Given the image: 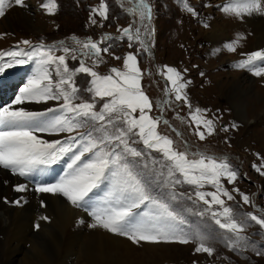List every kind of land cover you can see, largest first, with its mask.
<instances>
[{"label": "snow or ice", "instance_id": "snow-or-ice-1", "mask_svg": "<svg viewBox=\"0 0 264 264\" xmlns=\"http://www.w3.org/2000/svg\"><path fill=\"white\" fill-rule=\"evenodd\" d=\"M116 3L133 17V22L118 28L119 35L115 37L105 33L100 40H80L73 36L71 45L64 41L59 45L43 42L33 45L25 39L10 50H0V74L17 65L34 63V71L26 84L10 104L0 107V168L29 177L34 173L43 174L49 166L68 157L63 175L55 182L37 183L34 190L62 196L72 206L85 209L93 219L90 227H100L137 246L142 243H194V254L213 256L215 248L211 241L216 236L189 224L183 212L192 210L182 211L175 203L188 199L193 204L202 202L206 206L195 214L209 216L221 230L220 238L229 250L241 256L249 249L257 256L264 255V248H259L244 234L250 226L249 221L264 229V210L260 215L238 214L226 204V200L235 199L233 192L240 195L244 204L251 203L250 197L238 188L229 191L222 183L227 180L234 184L238 180V173L228 159L199 150L192 152L187 141L184 142L185 150L181 151L171 137L158 131L161 124H169L162 115L165 106L181 102L189 109L188 119L199 140L215 134L216 125L214 119L207 116L208 110L192 107L186 92L191 81L185 80L177 68L165 65L160 74L170 86L164 89L166 99L155 105L161 115L153 116L154 102L142 85L144 73L139 67L138 53L128 52L121 57L110 52L111 44L102 47L107 41L126 40L129 48L139 44V50L151 52L154 29L148 0H116ZM180 3L187 13L198 15L188 0H180ZM16 6L29 7L26 0H0V18ZM58 7L57 0H41L39 4L48 15H54ZM221 10L237 18L253 14L264 16V0H229ZM97 17L108 20L106 0H100L98 7L91 8L90 24L97 25ZM204 26L208 27L206 23ZM6 35L8 33H0V38ZM242 39L244 37L238 35L224 48L235 52ZM57 52L63 54L57 55ZM104 54L122 60V68L112 67L100 74L96 68L105 62ZM69 58L78 60V66L70 67ZM89 59L91 66L87 63ZM261 63H264V50H257L246 54V59L239 60L235 67L261 77L264 76ZM79 74L90 78L83 89L90 100L81 97L82 90L76 83ZM53 101L57 102L55 106L41 111L15 107ZM81 128L85 131H79ZM222 130L227 132L228 128ZM44 134L68 135L50 141L43 138ZM138 144L143 145V150L134 146ZM152 153H158L161 158ZM257 156L260 158L259 154ZM252 167L264 175V163H253ZM153 183L167 189V195L157 194ZM185 184L192 186L195 198L192 194L177 193L176 187ZM205 185H211L215 191H202ZM27 188V184L19 183L15 191L22 193ZM22 201L23 197L13 203L21 205ZM41 206H45L43 200ZM48 219L40 217V220ZM35 227L39 229L40 224L36 223Z\"/></svg>", "mask_w": 264, "mask_h": 264}, {"label": "rangeland", "instance_id": "rangeland-1", "mask_svg": "<svg viewBox=\"0 0 264 264\" xmlns=\"http://www.w3.org/2000/svg\"><path fill=\"white\" fill-rule=\"evenodd\" d=\"M106 2L109 4L108 20L105 21L97 17L98 24L92 25L89 22L90 10L92 7H98L100 0H57L59 7L54 15H48L39 8L41 0H26L29 7L23 9L26 10L25 14L30 17V26L28 28H23L17 24L13 25L9 20V14L11 13L12 8L7 10L5 17L0 18V33H8V35L0 38V50H10L20 41L25 39L30 40L33 45L40 42H43L46 45H59L61 41L71 45V38L73 36L80 40H86L88 38L100 40L105 33L110 35L115 34V36H117L119 35L117 29H122L132 23L133 17L129 16L124 9L116 3V0H106ZM188 2L190 6H193L198 12L197 16L194 17L187 13L183 9L180 0H148V3L152 8L151 27L154 29V33L150 40V54L139 50V44L129 48L126 40L107 41L106 44H102V47L111 44L112 48L110 49V52L121 57L128 52L138 53L137 58L139 60V67L144 73L142 85L144 91L154 102L153 111L151 113L153 116L161 115L159 108L155 105L157 102L166 99L164 89L167 84L160 78L162 76L160 70L163 69L165 65L177 68L181 71L185 80L191 81L186 92L192 107L193 109L199 107L208 110L207 116L213 118L216 125L215 134L207 136L204 141L199 140L194 134L193 127L188 119L189 109L181 102L165 106L163 115L170 123L168 125L161 124L158 131L163 135L171 137L181 151L185 150L184 142L187 141L192 152L199 150L208 155H214L219 158H223L217 156L220 154H237L238 158L242 160V165L240 162L238 163L234 161V159H228V162L232 168L237 171L238 180L234 184H229L227 180H222V183L229 191H232L233 188H238L240 192L250 197L251 203L244 204L240 195L233 192L235 199L232 201L226 200V204L227 206L232 207L234 212L238 214L252 213L260 215L261 211L264 210V175L257 172L252 165L253 163L257 165L264 163V160L260 159L264 158V120L257 125L253 118V114H251L247 115L246 122L241 121L236 114L234 98L238 97L243 99L245 101L244 107L251 108V112L255 109V106L248 105L247 107V100L249 97L247 90L254 87V90L262 96L258 97L259 101L257 100L258 103H256V106L258 108L261 105L260 110H263L264 93L261 92V90H257L255 83H257L258 86L261 85H259L257 81L252 83L251 78L254 80L257 78L259 79L260 84H264V76L257 77L247 69L236 68L234 64L242 58L246 59L244 56L251 53V51L264 50V46L255 49L250 41L242 39L237 45L239 54H237V50L235 52H228L226 48H224V45L232 43L237 39V37L230 32L231 27H228L227 30H229L230 33H228V37L224 41H218V44L220 43V49L218 52L216 51L215 54V49L210 50L209 48L210 40L205 38L207 37L206 33L209 31L210 21L216 19L222 20L223 16L227 18V21L230 19V23H233V21L236 23H242V21L239 20L240 18L231 14H226L221 10V7L228 3L229 0H188ZM242 19L244 20V18ZM244 22H247L246 19ZM205 23L208 27L204 26ZM101 24H103V27L100 26ZM246 26V28L249 29V33H251L250 35L253 38V41L256 40L257 38L252 35L255 32L253 26L250 24H247ZM235 28H237V24H234V30ZM113 31H115V33ZM192 35L193 37H191ZM21 47L26 46L21 45ZM60 54L63 53L57 52V55ZM209 54H212L213 57ZM104 61V63L96 68L100 74L107 73L112 67L122 68V60H116L109 54H104ZM78 63V60L73 61L69 58L70 67L78 66ZM87 63L91 66V59H89ZM30 64L31 62L24 65H29L30 68L28 70H32L33 73L34 67ZM22 66L23 65H17L7 69L5 73L0 74V77H3L4 74L12 70H16V72L20 71L24 68ZM260 66H264V63H261ZM185 69H187L186 72L184 71ZM234 71L237 73V81H234V78H231L232 73L230 74V72L234 73ZM201 73H203V75H201ZM25 75L30 77L32 74L28 75L26 71ZM247 75H249L250 80L247 79V83L245 84L241 83L239 79L246 78ZM89 79L90 78L87 77L86 74H79L76 77V83L82 90L81 97L84 100H90L91 98L89 94L83 92ZM163 79L165 78L163 77ZM228 79H230V82H228ZM26 82L27 80L18 86L15 96L19 93V89L23 87ZM219 83L220 85H223V90L220 89L218 85ZM235 84L240 85L238 87L239 89ZM258 88L261 89L260 87ZM15 96H12L13 99ZM172 99L174 100V97ZM56 103L57 102L54 101L49 102L48 104L25 103L15 107H24L27 110L41 111L47 107L55 106ZM8 104H10V102H0V107ZM99 106L98 103V108ZM37 107H39V109ZM179 114H184L186 120L185 118L183 120L179 119ZM263 114L264 111L258 112L261 120L264 117ZM136 115H138V113ZM216 117H219V119H215ZM233 125H235V127H233ZM171 126L173 129H177V131H173ZM224 127L228 128L227 132L222 130ZM239 127H241V131ZM178 130L182 132L181 135H177ZM79 131L83 132L85 129L81 128ZM67 135L68 134L48 136L44 134L43 138L51 141L55 139H64ZM196 141L200 143L197 144L198 147L192 145L195 144ZM134 146L143 150L142 144ZM257 154H259L260 158H258ZM152 156H155L158 159L161 158L158 153H152ZM67 160L68 157H65L56 163L62 166V173L63 170L66 169ZM21 180H23V178H21ZM56 180H47V182L51 183ZM37 183H39V181ZM152 187L157 194L162 196L167 195V189H162L155 183L152 184ZM201 190L207 192L215 191L211 185H205ZM30 191L32 194H36L34 190ZM176 191L177 193L192 194L193 198H195L192 186L186 184L177 186ZM22 196L23 200H25L26 196L21 195L20 198ZM60 197L64 198L62 196ZM64 200H66V198H64ZM3 201L6 206L14 208L15 205L9 200V198L5 197ZM175 203L179 205V208L182 211L184 209L192 210L191 212H183L189 224L193 227L198 226L205 232H212L213 235L216 236V239L211 241V246L215 248L214 255L208 256L207 254H194V243H161V246L167 245L169 248L168 254H163L156 259L147 260L146 263L139 261L138 259L142 255L135 252L131 255L122 256L125 264H193L194 261L196 264H264V255L257 256L251 249L245 251L242 256L229 250L220 238L221 230L218 229V226L214 224L209 216L206 215L201 217L195 214L206 207L202 202L193 204L192 200L183 199ZM256 203L262 206L258 211L254 206ZM44 204L46 205L45 200ZM47 205L50 206L51 203L48 201ZM79 209L85 214L88 224L91 225L93 223L92 217L88 215L85 209ZM249 224L250 226L246 229L244 234L250 236L251 240L254 241L259 248H264V229H260V227L252 221H249ZM36 230H40V228L37 229L34 226V231ZM213 230L215 231L213 232ZM0 242H7V244H9L10 241L9 239H6L4 233L0 232ZM31 244L32 242L30 243V241H28L26 243L27 246H25L30 248ZM141 245H134V247L139 249ZM158 248V251L160 250L159 252L163 251L162 253H165L163 247ZM141 251L143 252V249ZM1 252L0 249V258ZM2 254L5 257L8 256L7 252ZM79 257L80 255L76 256L74 258L75 260H69L68 264H82L79 263L82 261L81 257Z\"/></svg>", "mask_w": 264, "mask_h": 264}, {"label": "bare ground", "instance_id": "bare-ground-1", "mask_svg": "<svg viewBox=\"0 0 264 264\" xmlns=\"http://www.w3.org/2000/svg\"><path fill=\"white\" fill-rule=\"evenodd\" d=\"M25 11L26 10L21 7H13L9 14L10 22L13 25L17 24L23 28H28L30 26V17L25 14ZM243 18L244 20L246 19V23L242 18L239 19L242 23H236L234 21L230 23L231 20L229 19V21H227V18L224 16L222 20L213 19L214 21H210L209 31L206 33L207 37H205L210 40V50L215 49L214 52L216 54V51L218 52L220 49V43L218 44V41H224L230 32L235 35V37H238V35L243 36L244 39L253 44L252 46L255 49L264 46V16L253 14L251 16H244ZM234 24H237L235 30ZM247 24L252 25L255 30L252 35L257 39L254 41L250 35L251 33L248 31L249 29L246 28ZM228 27H231L232 31L230 30L229 32V30H227ZM191 37H193V35ZM236 52L239 54L238 49ZM209 55L213 57L212 54ZM244 58H246V55ZM231 73V78L237 81V73L235 71L234 73L230 72V74ZM230 79H228V82H230ZM247 79L250 80L249 75H247L246 78L239 79V81L245 84L247 83ZM255 79L256 80L251 78V82L255 83V81H257L258 84L261 85L258 86L257 83H255L257 90H261V92L264 93V86H262L264 84H260L259 79ZM163 80L168 86V82L165 79ZM218 85L220 89L223 90V85H220V83ZM235 86L238 88L240 85L235 84ZM248 86L250 88L249 83ZM247 91L249 93L248 100L246 99L248 101L247 107L251 105L255 106V109L250 112L251 108L244 107L245 101L235 97L234 104L236 105V114L238 118L244 122H246L247 115L253 114L255 123L258 125L264 120V117L261 120L258 115V112L264 111V109L260 110L261 105L258 108L256 106L258 97L262 96L254 90V87ZM37 108L39 109V107ZM239 129L241 131V127H239ZM175 130L177 131V129ZM179 132L180 130H178V133ZM58 168L57 174L60 171L58 174L59 178L64 174L66 169H64L62 173V166ZM19 183L28 185L25 192L21 193L15 191V186ZM34 189L35 187L31 186L30 183L21 180L20 176L0 168V232L4 233L6 239L10 241L9 244H7V242H0V249L2 251L0 264H68L69 260L74 259L78 255H80L82 259V261L78 262L82 264H125L122 256L131 255L135 252L142 255L138 259L139 261L147 263V260L156 259L163 254L169 253L167 245L161 246V243H143L138 249L124 237L109 233L107 230L100 227L92 228L87 222V217L79 208L72 206L70 202L64 200V198H61L59 195L38 193ZM30 190H34L36 194H32ZM21 195H25L26 199L22 201L21 205H16L14 203V208L6 206L3 201L6 197L13 202L20 199ZM41 200L46 201V205L44 204L45 206L43 207L41 206ZM48 201L51 203L50 206L47 205ZM41 216H47L49 219L47 221L40 220ZM80 221H83V223H80ZM36 223L40 224V230L34 231ZM28 241H30V243L32 242L30 248L26 247ZM158 247H163L165 253H162L163 251L159 252L160 250L158 251ZM142 249L143 252L141 251ZM4 252L8 253L7 257L2 254Z\"/></svg>", "mask_w": 264, "mask_h": 264}]
</instances>
